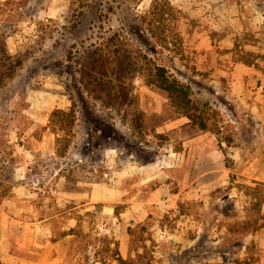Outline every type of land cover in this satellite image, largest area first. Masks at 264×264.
Listing matches in <instances>:
<instances>
[{
	"label": "rangeland",
	"instance_id": "374dc122",
	"mask_svg": "<svg viewBox=\"0 0 264 264\" xmlns=\"http://www.w3.org/2000/svg\"><path fill=\"white\" fill-rule=\"evenodd\" d=\"M178 4L180 0H0V33L6 35V50L11 56L6 65L16 60L21 64L12 79L0 88V161L10 149L11 156L20 160L19 152L24 147L44 153L39 164L46 166L47 173L55 167L61 168L70 182L81 178L88 182L102 179L111 182V169L105 165L111 151L117 154V162L124 165L129 161L149 163L162 159L170 149H179L178 137L191 135L192 131L183 129L181 134L157 131L179 115L165 96L145 85L142 78L132 80L131 103L119 110L104 108L80 85L78 68L91 45L116 31L130 46L146 50L156 62L190 83L194 98L208 102L218 111L216 125L210 121L212 131H207L215 137L214 146L225 154L231 149L240 153L237 163L227 157L229 178L233 176L234 180L213 193L224 197L220 204L208 200L206 204L201 201L190 205L201 230L193 233L191 247L174 257L175 264H234L235 260L264 264V227L245 234L229 231L234 223L251 218L245 188H254L256 184L246 177L250 173L245 165L257 149H262L261 135L247 125L233 122L239 121V116L225 82L195 70L193 55L180 34L185 28L186 13ZM47 6H51V17L46 15L45 20L33 22V33L25 25L35 20V12ZM155 8L160 13L164 11L165 19H153L159 16H153ZM207 13L202 10L193 27L206 26L199 18ZM160 36L168 38L169 49L161 46ZM17 38L22 40L18 42ZM175 40H179L178 45H173ZM32 104H39L38 109ZM71 107L75 121L70 128L69 145L62 152L68 134L51 123V113L55 109L68 111ZM44 121L46 125L34 126ZM2 169L4 165H0ZM15 169L16 166L7 170L11 174L8 181L14 184ZM30 178L36 176L32 174ZM226 192L232 197L224 196ZM181 208L187 207L183 204ZM175 214L174 211L172 217ZM147 238L145 233L136 234L133 247H139ZM97 242L98 238L90 235L75 245L87 244L91 248Z\"/></svg>",
	"mask_w": 264,
	"mask_h": 264
},
{
	"label": "crops",
	"instance_id": "0c3cea01",
	"mask_svg": "<svg viewBox=\"0 0 264 264\" xmlns=\"http://www.w3.org/2000/svg\"><path fill=\"white\" fill-rule=\"evenodd\" d=\"M178 5L186 13V29L180 34L195 70L225 82L238 111L239 121L233 122L261 135L262 149L255 151L245 170L254 184L264 183V59L257 58V66L237 60L247 52L264 55V0H180ZM202 10L208 11L199 18L206 26L193 27ZM46 15L51 17V6L35 12V20L25 27L34 33L33 22ZM32 106L38 109L39 104ZM188 122L179 115L158 127L160 133L192 131L178 137L179 149H170L162 159L122 165L117 154L109 152L105 165L111 169V182H70L55 167L47 173L39 164L44 153L22 147L12 195L0 200V263L118 264L116 256L134 258L145 245L151 246L152 264H175L174 257L190 248L193 233L201 230L192 212L181 205L208 200L219 205L224 197L213 193L229 183L225 157L234 163L240 159L239 152L231 149L225 154L214 146L211 133L194 130ZM38 125L46 122L34 124ZM139 233L148 238L133 247ZM90 235L98 238L96 246L75 245Z\"/></svg>",
	"mask_w": 264,
	"mask_h": 264
},
{
	"label": "trees",
	"instance_id": "16d2710c",
	"mask_svg": "<svg viewBox=\"0 0 264 264\" xmlns=\"http://www.w3.org/2000/svg\"><path fill=\"white\" fill-rule=\"evenodd\" d=\"M155 10L156 12L152 13L153 16L159 15L158 18H153L155 21L165 19L164 11L160 13L156 8ZM169 16H171L170 13ZM5 38L6 35L0 33V88L12 79L15 69L21 65L18 60L13 64L6 65L11 56L7 54ZM159 39L161 46L169 49L168 38L160 36ZM173 43V45H178L179 40H175ZM257 58L264 59V55L247 52L238 55L237 60L249 66H257L255 62ZM135 77L142 78L145 85L159 90L174 112L187 118L191 127L201 132H207L212 131L209 125L210 121H213V126L216 125L218 111L208 102H200L195 99L190 83L175 76L164 64L156 62L146 50L130 46L128 41L116 31L103 38L100 43L91 45L78 68L79 83L84 91L107 109L119 110L130 105L131 84ZM74 121L73 107L68 111L55 109L51 113V123L58 125V130H63L68 134L62 152L69 145L70 128ZM215 133H219V128ZM225 143L229 144L226 140ZM11 155L10 149L0 161V165H4V169L0 171V200L12 195L14 183L8 181L11 174L7 170L9 168L12 170L19 160ZM225 165L230 170L227 157H225ZM233 180L234 177L231 176L229 183H232ZM245 191L250 198V206L247 211L251 214V218L236 222L229 227V231L233 233L245 234L264 227V212L262 211L264 183L257 182L254 188L247 187ZM186 211L191 212L190 205H187ZM180 212H183L182 209ZM116 260L118 264H152L153 254L150 248L143 245L142 253H136L134 258L123 259L116 256ZM233 263L244 264L241 260H235Z\"/></svg>",
	"mask_w": 264,
	"mask_h": 264
}]
</instances>
